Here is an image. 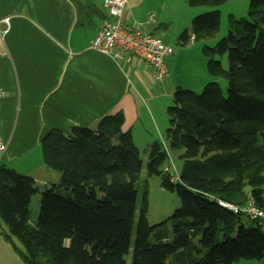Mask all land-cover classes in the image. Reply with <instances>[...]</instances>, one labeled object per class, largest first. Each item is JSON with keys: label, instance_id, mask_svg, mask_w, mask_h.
Masks as SVG:
<instances>
[{"label": "trees", "instance_id": "trees-1", "mask_svg": "<svg viewBox=\"0 0 264 264\" xmlns=\"http://www.w3.org/2000/svg\"><path fill=\"white\" fill-rule=\"evenodd\" d=\"M228 1L189 0V5ZM238 21L235 31L202 49L209 74L224 79L226 91L219 81L201 91L177 87L167 108L169 145L155 140L148 149L147 175L160 177L162 188L180 200L170 217L173 234L167 235L166 222L149 224L146 187L139 208L143 161L119 110L102 117L96 129L74 126L65 134L55 128L43 137V161L60 180L42 192L33 225L28 213L39 191L35 179L0 167V221L7 227L1 233L26 264H127L129 253L131 264H166L164 241L180 244L196 232L199 244L174 253L177 261L264 258L262 225L220 204L253 200L264 209V0H249L248 17ZM220 27L218 9L202 12L192 18V34L185 30L178 41L182 46L191 36L208 41ZM169 150L179 152L180 171L167 168ZM242 216L254 225L244 224Z\"/></svg>", "mask_w": 264, "mask_h": 264}, {"label": "crops", "instance_id": "crops-1", "mask_svg": "<svg viewBox=\"0 0 264 264\" xmlns=\"http://www.w3.org/2000/svg\"><path fill=\"white\" fill-rule=\"evenodd\" d=\"M105 15L103 0H0V20L8 18V24L0 22V116L6 143L0 167L33 177L40 195L60 180L43 161L41 142L50 130L96 129L102 117L121 110L123 129L132 131L134 141L138 136L151 145L163 131L160 121L177 87L200 91L219 81L209 74L202 53L207 41L191 36L186 45L179 43L182 25L173 32V45L166 44L168 75L161 82L142 62L119 64L91 49ZM181 16L175 0H127L125 8L127 24L140 23L161 40ZM193 17L185 18L187 26ZM1 231L0 264H26Z\"/></svg>", "mask_w": 264, "mask_h": 264}, {"label": "rangeland", "instance_id": "rangeland-1", "mask_svg": "<svg viewBox=\"0 0 264 264\" xmlns=\"http://www.w3.org/2000/svg\"><path fill=\"white\" fill-rule=\"evenodd\" d=\"M98 2V0H97ZM176 6L179 9V12L182 14V16L177 19L171 25L170 27V34H168L165 38H162V42L164 44L173 45L171 42V37L173 35V32L177 31L182 25L184 28L181 30L182 32L185 30H188V32H191V27L187 26L189 25V22H185V18L187 16L192 17L195 15H198L199 11L207 12L212 11L215 9H218L221 14V27L220 31L216 34V36L213 39H210V41H207L208 45H214L219 39L225 37L228 35L229 31H235L234 25L235 22H239L241 18H247L248 17V9H249V0H230L223 5H220L218 7H191L189 5V0H175ZM159 12H161L159 9H157ZM195 14V15H194ZM189 27V28H185ZM179 32L177 34V37L182 33ZM224 60V66L227 67V60L226 57L223 58ZM220 86L226 91V81L224 79H219ZM201 91V90H200ZM172 104V101L170 102V105ZM161 124L163 125V131H161V134L159 137H156L155 140H160L165 145H169L168 141L165 138V131L169 126V118L167 114V108L165 112V119H162ZM155 133V129H153ZM141 135H144L141 132ZM155 136H157L155 134ZM154 141L151 142V145ZM136 146L140 150V155L143 161L141 173H140V187H139V208L141 204V198L144 191V187L147 189V218L148 222L151 225H156L162 222H166L164 225L165 231L167 235L173 234V226L170 221V217L173 214V212L180 206V200L176 193L170 192L162 188L161 186V179L158 176H151L149 177L147 175V161H148V149L150 148V144H147V139H139L137 136V142L135 141ZM179 152H173L169 150V160L173 167V169L180 171L181 162L178 158ZM46 189V188H45ZM43 189V190H45ZM264 190V186H263ZM40 193H36L33 195L31 199V204L29 206V221L30 224H34L38 218V215L40 213V199H41ZM247 202V201H246ZM245 202V203H246ZM244 203V204H245ZM241 221L246 224L247 226L254 225V223L250 220H248L246 217H241ZM137 223V222H136ZM136 223L135 227L133 229V243L136 235ZM0 230L7 231V227L0 221ZM235 229L232 231V234H235ZM201 234L200 233H192L188 236V238L184 239L180 244H176L171 239H167L164 241V247H163V260L166 264H183L179 261H177L173 254L178 252H184L188 248V245L191 244L192 247L199 244V238ZM152 242H154V238H151ZM192 248L193 257H199V254L195 249ZM172 252H171V251ZM171 252V253H170ZM131 257L132 253H129L126 255L127 264H131ZM232 264H264V258L261 260L257 259H240Z\"/></svg>", "mask_w": 264, "mask_h": 264}, {"label": "built area", "instance_id": "built-area-1", "mask_svg": "<svg viewBox=\"0 0 264 264\" xmlns=\"http://www.w3.org/2000/svg\"><path fill=\"white\" fill-rule=\"evenodd\" d=\"M106 10L105 18L97 35L92 40L90 48L109 55L119 64H131L139 61L146 64L153 73V77L161 82L167 78L168 66L166 57L170 53L169 47L162 40L141 29L142 24L130 25L125 22V8L127 0H103ZM153 20L149 16L148 23ZM8 24V18L0 20ZM3 92L0 89V99ZM6 149L2 134L0 116V158ZM170 163V161H169ZM168 169L174 170L171 163ZM235 213H241L256 220L264 229V209L256 206L253 200H248L241 206L220 202Z\"/></svg>", "mask_w": 264, "mask_h": 264}, {"label": "water", "instance_id": "water-1", "mask_svg": "<svg viewBox=\"0 0 264 264\" xmlns=\"http://www.w3.org/2000/svg\"><path fill=\"white\" fill-rule=\"evenodd\" d=\"M50 188H51V185H50V184H47V185H46V189L49 190Z\"/></svg>", "mask_w": 264, "mask_h": 264}]
</instances>
